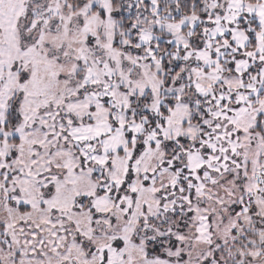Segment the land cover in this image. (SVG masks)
<instances>
[{
  "label": "snow or ice",
  "instance_id": "snow-or-ice-1",
  "mask_svg": "<svg viewBox=\"0 0 264 264\" xmlns=\"http://www.w3.org/2000/svg\"><path fill=\"white\" fill-rule=\"evenodd\" d=\"M0 264H264V0H0Z\"/></svg>",
  "mask_w": 264,
  "mask_h": 264
}]
</instances>
